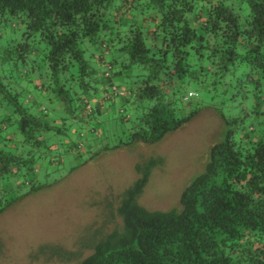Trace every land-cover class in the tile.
Masks as SVG:
<instances>
[{"label": "trees", "instance_id": "obj_1", "mask_svg": "<svg viewBox=\"0 0 264 264\" xmlns=\"http://www.w3.org/2000/svg\"><path fill=\"white\" fill-rule=\"evenodd\" d=\"M205 107L225 130L206 172L151 211L157 162L138 165L78 264H264V0H0V216L67 157L157 143Z\"/></svg>", "mask_w": 264, "mask_h": 264}, {"label": "rangeland", "instance_id": "obj_2", "mask_svg": "<svg viewBox=\"0 0 264 264\" xmlns=\"http://www.w3.org/2000/svg\"><path fill=\"white\" fill-rule=\"evenodd\" d=\"M224 134L222 120L205 107L157 143L86 157L73 172L75 160L67 157L61 172L49 178L44 172L43 187L24 191L0 216V264H78L95 243L121 226L120 197L140 178L137 166L151 160L157 165L139 202L151 211L173 209L184 190L206 172L210 150ZM74 253L79 254L76 260H63Z\"/></svg>", "mask_w": 264, "mask_h": 264}, {"label": "built area", "instance_id": "obj_3", "mask_svg": "<svg viewBox=\"0 0 264 264\" xmlns=\"http://www.w3.org/2000/svg\"><path fill=\"white\" fill-rule=\"evenodd\" d=\"M193 95H194L193 93H190V95H189V96L191 97V96H193Z\"/></svg>", "mask_w": 264, "mask_h": 264}, {"label": "crops", "instance_id": "obj_4", "mask_svg": "<svg viewBox=\"0 0 264 264\" xmlns=\"http://www.w3.org/2000/svg\"><path fill=\"white\" fill-rule=\"evenodd\" d=\"M264 122V118L261 119ZM259 121V120H258ZM262 124V123H261ZM264 127V126H263Z\"/></svg>", "mask_w": 264, "mask_h": 264}]
</instances>
